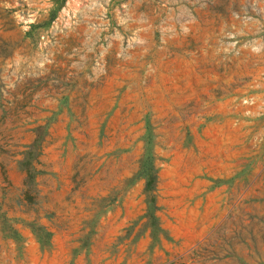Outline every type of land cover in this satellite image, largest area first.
Segmentation results:
<instances>
[{
	"label": "rangeland",
	"instance_id": "rangeland-1",
	"mask_svg": "<svg viewBox=\"0 0 264 264\" xmlns=\"http://www.w3.org/2000/svg\"><path fill=\"white\" fill-rule=\"evenodd\" d=\"M57 6L0 0V264H264V0Z\"/></svg>",
	"mask_w": 264,
	"mask_h": 264
},
{
	"label": "trees",
	"instance_id": "trees-1",
	"mask_svg": "<svg viewBox=\"0 0 264 264\" xmlns=\"http://www.w3.org/2000/svg\"><path fill=\"white\" fill-rule=\"evenodd\" d=\"M64 1H65V0H57V2H58V6H57V8H59V7L61 6V3L64 2ZM53 14H54L53 12H51V13L49 14V19H50V20L52 19ZM31 26H34V25L31 24ZM27 175H28L29 177H32V176H33V174H32V170L29 169V168H27Z\"/></svg>",
	"mask_w": 264,
	"mask_h": 264
}]
</instances>
